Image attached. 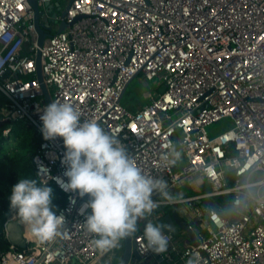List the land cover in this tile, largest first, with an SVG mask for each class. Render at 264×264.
I'll return each mask as SVG.
<instances>
[{"label": "built area", "instance_id": "built-area-1", "mask_svg": "<svg viewBox=\"0 0 264 264\" xmlns=\"http://www.w3.org/2000/svg\"><path fill=\"white\" fill-rule=\"evenodd\" d=\"M34 1L38 23L51 29L39 48L41 82L29 0H0V124L21 122L38 138L31 156L36 178L64 194L56 213L65 223L53 241L0 251V264H97L112 253L92 243L85 228L91 210L80 211L86 200L57 183L67 180L66 148L61 137L42 135L48 104L41 85L49 103L69 102L83 120L117 134L144 173L163 178L172 195L183 184L206 185L156 209H175L196 240L176 245L166 233L174 264H264V0ZM136 77L148 86L147 102L129 112L120 99ZM222 120L230 128L210 137L207 128ZM169 145L181 157L165 167ZM41 166L47 173L39 174ZM225 195L232 196V212L217 204L212 210L207 201ZM242 200L241 218L231 223ZM131 242L142 262L158 255L141 231Z\"/></svg>", "mask_w": 264, "mask_h": 264}, {"label": "clouds", "instance_id": "clouds-1", "mask_svg": "<svg viewBox=\"0 0 264 264\" xmlns=\"http://www.w3.org/2000/svg\"><path fill=\"white\" fill-rule=\"evenodd\" d=\"M40 119L44 139L61 137L66 148L63 163L67 180L56 178L57 183L65 191L89 197L80 211L91 210L85 228L95 236L94 247L102 252L116 248L138 231L140 221H146L142 231L146 247L157 254L165 253L169 247L165 229L170 230V226L154 223L149 217L162 201L173 200L167 182L144 173L117 134L106 131L96 119L83 120L69 102L49 103ZM168 148L169 152L161 156L165 167L181 157L174 146ZM47 171L41 166L39 174ZM154 194L162 200L153 199ZM9 200L37 243L53 241L60 234L65 217L53 211V190L46 181L20 178Z\"/></svg>", "mask_w": 264, "mask_h": 264}, {"label": "trees", "instance_id": "trees-1", "mask_svg": "<svg viewBox=\"0 0 264 264\" xmlns=\"http://www.w3.org/2000/svg\"><path fill=\"white\" fill-rule=\"evenodd\" d=\"M5 104V99L0 96V107ZM9 129L7 137L3 131ZM13 140V142H10ZM39 140L23 123L0 124V251L9 248L5 239L3 225L15 209L10 207L9 197L12 187L20 178L30 177L36 179V173L31 156L35 153ZM228 176L231 173H227ZM38 181V180H37ZM53 190V211H57L65 203L64 194ZM214 202L227 214L231 213L232 196L225 195L214 199Z\"/></svg>", "mask_w": 264, "mask_h": 264}, {"label": "water", "instance_id": "water-1", "mask_svg": "<svg viewBox=\"0 0 264 264\" xmlns=\"http://www.w3.org/2000/svg\"><path fill=\"white\" fill-rule=\"evenodd\" d=\"M29 6L30 9H32L33 11V25L37 35L36 47L38 50L36 51V58H35L36 76L38 81L41 82L39 48L42 46L44 38L48 36V33L51 31V29L49 27H43L38 23L39 12L36 5V1L29 0ZM65 13L66 11H64L61 14V16H64ZM64 27H65V23L62 22L58 27L57 32H61ZM41 90L46 103L49 104V97L43 85H41ZM123 93L121 94V96L123 95ZM83 199L87 201L89 197L83 196ZM207 203L212 210H216L217 205L213 199L208 200ZM243 207H244V201L242 200L241 205L239 207V213H236L230 218L227 217V214L225 212H220V215L224 219L228 218V220L231 223H237L241 218L240 213L243 212ZM163 210L164 209H160L155 212V216L157 217L155 223L158 222L170 226V230L166 228L165 232L169 233L172 237H176L178 233H180V230H184L188 238V241L195 244L196 240L193 236V233L187 230V225L179 218V214L177 213V211L173 209L166 215H163L162 214ZM3 230H4L5 239L8 242L9 246L15 247L17 249H24L26 248L27 244L30 242V240H28L25 237V226L19 221L18 218L7 219L3 225ZM197 232H198L197 229H195V233ZM122 244H123L122 254L118 263L116 264H141L142 263L141 258L138 256V254L135 251L134 244L131 242V237L123 240Z\"/></svg>", "mask_w": 264, "mask_h": 264}, {"label": "rangeland", "instance_id": "rangeland-1", "mask_svg": "<svg viewBox=\"0 0 264 264\" xmlns=\"http://www.w3.org/2000/svg\"><path fill=\"white\" fill-rule=\"evenodd\" d=\"M147 88L148 86L145 83H143L140 77L134 78L128 84L123 95L121 96L120 104L122 105V107L129 112H134L143 105H145L147 102L145 98V93ZM229 128H230V123L227 120H222L216 124H213L212 126H209L207 128V133L210 137H213ZM10 142H13V140H11ZM190 190H191L190 186L183 184L176 189V194L173 195V198H178L187 195L189 194L188 192H190ZM13 213L16 214L15 211L12 212L9 218ZM150 219H152V216L150 217Z\"/></svg>", "mask_w": 264, "mask_h": 264}, {"label": "crops", "instance_id": "crops-1", "mask_svg": "<svg viewBox=\"0 0 264 264\" xmlns=\"http://www.w3.org/2000/svg\"><path fill=\"white\" fill-rule=\"evenodd\" d=\"M191 190L190 192H188L189 194L184 195L182 197H186V196H190V195H196L198 194L200 191H203L206 189V185L204 183H200V182H193V185L190 186ZM171 211L170 208H165L163 210V215H166L167 213H169ZM156 210L153 212L152 217L155 215ZM162 216V215H161ZM179 218L183 221V219L181 218V216H179ZM150 219V217H149ZM152 220V219H151ZM146 223V221H140L139 222V229L137 232L139 231H143V226ZM155 223V222H154ZM187 238V236L183 233H180L178 236L173 238V243L176 245H180L181 242L183 241V239ZM122 250H123V244L122 241L120 242V244L116 247L112 249V253L111 256L109 257H103L97 264H116L118 263L121 254H122ZM168 254L170 255L171 261L167 260L164 255ZM161 257H160V256ZM175 263V257L173 254L170 253V249L168 247V250L165 253H160L158 255H153L151 258H149L146 261H143L141 264H174ZM178 264V263H176Z\"/></svg>", "mask_w": 264, "mask_h": 264}, {"label": "bare ground", "instance_id": "bare-ground-1", "mask_svg": "<svg viewBox=\"0 0 264 264\" xmlns=\"http://www.w3.org/2000/svg\"><path fill=\"white\" fill-rule=\"evenodd\" d=\"M17 217V215L15 214V213H13L12 215H11V217L10 218H16ZM25 237L28 239V240H30V241H33L34 239L32 238V236L30 235V233H29V231L27 230V228L25 227Z\"/></svg>", "mask_w": 264, "mask_h": 264}]
</instances>
